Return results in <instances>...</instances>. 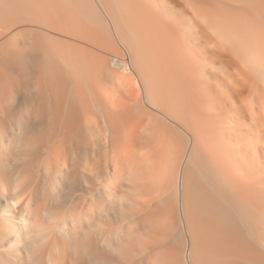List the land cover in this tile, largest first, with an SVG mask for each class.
Masks as SVG:
<instances>
[{"label":"bare ground","instance_id":"1","mask_svg":"<svg viewBox=\"0 0 264 264\" xmlns=\"http://www.w3.org/2000/svg\"><path fill=\"white\" fill-rule=\"evenodd\" d=\"M80 1L0 0V264H254L264 0Z\"/></svg>","mask_w":264,"mask_h":264},{"label":"rangeland","instance_id":"2","mask_svg":"<svg viewBox=\"0 0 264 264\" xmlns=\"http://www.w3.org/2000/svg\"><path fill=\"white\" fill-rule=\"evenodd\" d=\"M93 1H94V0H93ZM106 1H107V0H106ZM108 1H109V0H108ZM96 2H97V3H96ZM100 2H102V0L99 1V2H98V0H95V4H97V5L101 8V9H100V8L98 7V8L101 10V13H102L103 11L106 13V12H107V11H106L107 9L105 8L104 5L101 6L102 4H101ZM77 3H78V2H77ZM79 3H81L80 0H79ZM79 3H78V5H79ZM98 3H99L100 5H99ZM78 5H77V6H78ZM80 5H81V4H80ZM97 5H96V7H97ZM77 6H76V7H77ZM82 6H83V5H82ZM77 8H78V7H77ZM77 8H76V9H77ZM102 8H104L105 10H103ZM78 9H79V8H78ZM78 9H77V10H78ZM81 9H82V7H81ZM104 12H103L102 14H105ZM81 13H82V12H81ZM75 14H76V13H75ZM79 14H80V13H78V17H79ZM82 14H83V13H82ZM82 16H84V15H82ZM105 16H106V19L108 20L107 14H105ZM76 17H77V15L75 16V18H76ZM78 17H77L76 19H78ZM82 18L84 19V17H82ZM83 19H80V20H83ZM77 21L79 22V20H77ZM81 22H82V21H81ZM81 22H79V23H81ZM79 23H78V24H79ZM89 23H90V24H89ZM3 24H5V23H3ZM3 24L1 23V25H0V29H1V27H4ZM91 24H92V22L86 21V19H84V21L82 22V24H79L78 26H79V28L82 27L81 29H83V27H84V28L87 27V30H88V31H87L86 29H85V31H87V33L90 31V32H89V36L91 35V34H90L91 32H92V34H93V32L96 33V31H99V33L102 32V31L98 30V28H97V30H95V28H96L97 26H95V25H91ZM86 25H91L90 27H92V28H88V26H86ZM40 26H41V27H40ZM32 27H33V26H32ZM32 27H31V28H32ZM44 27H45L44 25L39 24V28H41V29H40L41 31H42V29H44V30H43L44 32H45V30H46L45 34L47 35V37H48L49 35L51 36V34H53V36L55 35V36H57V38H60V37H61V39H62V37L65 36V35H59V34H64V33H63V31H59V33H58V30H59V29H58L57 27L55 28V26H54V28H55V30H56L57 32L54 30L53 26H50L49 28H47V27H48V25H47L45 28H44ZM34 28H35V26H34ZM36 28H38V26H37ZM51 28H52L55 32H54ZM77 29H78V28H77ZM89 29H90V30H89ZM93 29H94L95 31H91V30H93ZM79 30H80V29H79ZM50 31H51V32H50ZM77 32H78V31H77ZM81 32H82V31H81ZM49 33H50V34H49ZM99 33H98V34H99ZM96 34H97V33H96ZM100 34H102V33H100ZM94 35H95V34H94ZM94 35H93V36L91 35L92 37L90 36V38H88L89 40H86V42H85V41L82 40V36H81L80 33H79V35L76 36V37H79V38H77V39H76V38H72V41H74V39H75V41H76L79 45H80V44H81V45L83 44V45H85V46H83V45H82V46H83V47H86V48H87V46H88V47H89V48H87L88 51H89L90 47H91V51L95 50V51L92 52V53H94V54H92L93 56L91 55V53H90L89 55L87 54L88 52L85 53L87 57L91 56V57H89V59H90V58H91V59H92V58L94 59V57H95L94 55H95V54L99 57V59L101 58L102 53H103V55L106 53L105 56H107L108 53H109V55H110V52H109V51H111V50H109L108 48H106V49H107V50H106V49L102 46V43H101V47H102V48H100V47L98 46V44H100V43L97 44L98 48H97L96 45H94V46L92 45V43L96 44L94 41H96L95 39H97V38H93ZM55 36H54V37H55ZM97 36H98V35H97ZM98 37H100V36H98ZM22 38H23V39H22ZM24 38H26V37H21V38H19V40H21V42H23L24 40L27 39V38H26V39H24ZM51 38L53 39V37H51ZM55 38H56V37H55ZM55 38H54V39H55ZM63 38H68V37H63ZM80 38H81V39H80ZM47 39H50V37L47 38ZM69 39L71 40V38H69ZM83 39L85 40V39H87V38L84 37ZM90 39H92L93 42H91ZM100 39H101V38H99L98 42H101ZM80 40H81V41H80ZM50 41H52V40H50ZM75 41H74V42H75ZM82 42H83V43H82ZM117 42L119 43V40H118ZM77 43H75V44H77ZM90 43H91V44H90ZM118 46H119V45H118ZM119 47H120V46H119ZM86 48H85V49H86ZM103 48H104L105 50H104ZM96 49H97V50H96ZM99 49H100V50H99ZM103 50H104V51H103ZM97 51H98V52H97ZM100 51H101V52H100ZM102 51H103V52H102ZM76 52H77V51H76ZM76 52H75V54H77ZM89 52H90V51H89ZM95 52H96V53H95ZM99 52H100V54H101L100 56H99V54H97V53H99ZM111 52H113V51H111ZM85 54H84V55H85ZM77 55H78V54H77ZM103 55H102V56H103ZM79 56H80V55H79ZM97 56H96L95 58H97ZM84 57H85V56H84ZM95 60H96V59H95ZM94 78H95V77H93V79H94ZM85 79L88 80V78H85ZM85 79H83L82 81H84ZM96 79H97V78H95V80H96ZM87 80H85V81H87ZM90 80H91V79H90ZM90 80H89L88 82H91V81L94 82V81H95V80H91V81H90ZM79 81H81V79H80ZM82 81H81V82H82ZM85 81H84V82H85ZM95 82H98V81L96 80ZM34 91H35V90H34ZM97 91H98V90H97ZM25 93H26V92L22 93L21 96L24 95ZM28 93H29V92H28ZM96 93H97V92H96ZM26 94H27V93H26ZM95 95L98 97L97 94H95ZM3 96H4V95H3ZM99 96L101 97L100 94H99ZM1 98H2V97H1ZM1 98H0V99H1ZM2 99L5 100V101H7V100L4 99V98H2ZM5 101H4V103H2V105H1V103H0V105H1V106H4V107H6V106L8 107V106H9L10 108H15V107H16V106H15V103H16V104L18 103L17 107H19V106H20V107H23L24 105L27 106V107H30V105H31V107H32V105L34 106V103H29V104H28V102H23V103H22V102H14V101H10V100H8V102H9V101H10V102H9V103L7 102V103H8V104H7V103H5ZM1 102H3V101L1 100ZM13 103H14V105H12ZM21 103H22V104H21ZM4 104H5V105H4ZM19 104H21V105H19ZM79 104H80V103H79ZM79 104H78V105H79ZM95 104H96V105H95ZM95 104L93 103V105H92L93 109H92L91 105L88 104V105L91 107V109H90V107H88V109H89V110H87L88 113H87V111H84V113H86V114H85V116L82 115V116H84L85 118H84V117H83V118L81 117V118H82V120H83L84 122H85V121L87 122V119H86V118H88V117L91 116L89 112H93V114H92V113H91V114L94 115V116H91V118H88V119L91 120L92 118H94V121L91 120L92 123H98V124L101 125V123H103V122L106 120V119L104 120V117H103L102 115L106 112L105 110H107V109H105V108H106L107 106H106L105 104H102V105H99V104H97V103H95ZM35 105H36V104H35ZM82 105H83V104H82ZM82 105L80 104V106H82ZM88 105H87V106H88ZM94 105H95V106H94ZM97 105H98V107H97ZM12 106H15V107H12ZM25 106H24L23 108H25ZM101 106H102V107H101ZM105 106H106V107H105ZM122 106H124V105H121L120 107L123 108ZM96 107H97V108H96ZM99 107H100L101 109H100ZM23 108H22V109H23ZM125 108H126V106H125ZM132 108H133V106H132L131 108L129 107V108L127 109L128 111H127V110H125V111L123 110V111H124L125 113L128 112V114H129L130 111H131V112H135V111H133L135 108H133V109H132ZM103 109H105V110H104L105 112L102 111ZM130 109H131V110H130ZM150 109H153V111H156L154 108H150ZM98 110H99L100 112H102V113H99ZM24 111H25V109H24ZM96 112H97V113L99 114V116H101V117H98V115L96 116V115H95V114H97ZM131 112H130V113H131ZM94 113H95V114H94ZM87 114H89L90 116H87V117H86ZM130 115H131V114H130ZM133 115H135V114L132 113V116H133ZM132 116H131V117H132ZM96 117L100 118L101 120H100V119L98 120V118H97V121H98V122H97V121H96ZM131 117H130V118H131ZM135 117L138 118L139 115H136ZM140 118H143V117L140 116ZM7 119H8V118H7ZM7 119H6V120H7ZM84 119H85V120H84ZM102 119H103V121H102ZM131 119H132V118H131ZM12 120H13V119H12ZM12 120L10 119V122H11ZM90 120H88V122H91ZM132 120H133V119H132ZM135 120H137L136 118L134 119V122H137V121H135ZM143 120H144V119H143ZM4 121H5V120H4ZM79 121L81 122L80 119H79ZM139 121H140V119H139ZM5 122H9V121L7 120V121H5ZM12 122H13V121H12ZM99 122H100V123H99ZM144 122H145V120H144ZM145 123H146V122H145ZM98 124H97V125H98ZM100 125H98V126H100ZM98 126H97V127H98ZM256 169H257V168H256ZM256 169H255V170H256ZM256 171H257V170H256ZM256 171H255V172H256ZM254 185H255V184H254ZM255 186H257V184H256ZM255 188H256V187H255ZM257 188L259 189V186H258ZM253 190H254V189H253ZM255 190H256V189H255ZM256 191H257V190H256ZM256 191H255V194H256V195H255V194H254L255 196L253 195L252 201H253L254 205H255V203H256L255 206L257 207L256 209H258V207H259L261 204L263 205V202H262L263 199H261V198H262L261 195H259L258 193H256ZM257 192H258V191H257ZM255 199H256V201H255ZM259 202H260V203H259ZM257 203L259 204V206H258ZM256 219L259 221L258 217H257ZM257 220H256V221H257ZM256 221H255L254 224H255L256 227H258L259 225H257V222H256ZM259 223H260V221H259ZM259 223H258V224H259ZM262 230H264V229H262ZM262 230H259V231H261V232H259V231L257 230L258 233H256V234H259V233H260L261 235H263L264 233H262V232H264V231H262ZM257 231H256V232H257ZM202 233H204V232H202ZM209 234H210V233H209ZM216 234L219 235V234H222V233H216ZM260 234H259V235H260ZM204 235H206V234H204ZM212 235H213V234H212ZM212 235H211V237H212ZM214 235H215V234H214ZM218 235H215V236H218ZM207 236H208V235H207ZM209 236H210V235H209ZM221 236L224 237L223 235H221ZM257 236H258V235H257ZM203 237H204V236H203ZM205 237H206V236H205ZM211 237H210V239H211ZM219 237H220V235H219ZM206 238H207V237H206ZM206 238H202V239L204 240V239H206ZM208 238H209V237H208ZM217 238H218V237H217ZM210 239H209V242H210L211 240H212V241H217L219 238H218L217 240H215V238H213L214 240H213V239L210 240ZM220 239H221V237H220ZM220 239H219V240H220ZM223 239H224V238H223ZM223 239L221 240L222 242L220 241V242L222 243V245H223V242H224ZM206 240H207V241H206ZM206 240H205L206 243H205L204 241L201 240V241L203 242L201 247H203V244H204V243L207 244L208 239H206ZM253 240H254V241H253V244H254V246H256L255 244H258V240H257V239H253ZM209 242H208L209 245L207 244L208 246H210V243H211V242H210V243H209ZM218 242H219V241H218ZM220 242H219V243H220ZM256 242H257V243H256ZM214 243H216V242H214ZM214 243L211 244V245L214 246V245L217 244V243H216V244H214ZM221 243H220L219 245L217 244L216 247H218V248H216V247L214 246V248H216V250L218 249V252H220V251L223 249V247H224V246H221ZM205 244H204V248H206ZM258 245H259V244H258ZM258 245H257V246H258ZM219 246H221V247H219ZM254 246H253V247H254ZM258 247H260V245H259ZM209 248H210V247H209ZM214 248L212 247L213 251H214ZM219 248H220V249L222 248V249L220 250ZM225 248H226V245H225V247H224V250H226ZM261 248H262V247H260V248H256V247H255V249L253 250L254 252L256 251L255 254H254V252H253V254H254L255 257L252 255V256H253V259H254V264H259L262 260H264V259H263V257H264V255H263L264 252H260ZM202 249H203V248H202ZM207 249H208V247H207ZM212 249H210V250H212ZM256 249H257V250H256ZM259 249H260V250H259ZM262 249H263V248H262ZM216 250H215V251H216ZM224 250H223V251H224ZM258 250H259V253H263V254H261V256L263 255L262 258H260V259H262V260H258V259H259L258 257H260V256H256V254L258 253ZM261 251H262V250H261ZM263 251H264V249H263ZM221 253H222V252H220V254H221ZM223 253H224V252H223ZM223 253H222V254H223ZM259 253H258V254H259ZM222 254H221V255H222ZM223 255H225V253H224ZM259 255H260V254H259ZM223 257H225V256H223ZM207 259H208V258H207ZM219 259H220V258H219ZM223 259H224V258H223ZM255 259H257L258 261L255 260ZM204 260H206V256H205V259H204ZM210 261H211V260H210ZM217 261H218V260H217ZM219 261H220V260H219ZM219 261H218V262H219ZM221 261H222V260H221ZM259 261H260V262H259ZM208 262H209V260H208ZM208 262L205 261L206 264H208ZM224 262H225V260H224ZM263 262H264V261H263ZM209 263L211 264L212 262H209ZM215 263H216V261L214 262V264H215ZM219 263L221 264L222 262H219ZM261 263H262V262H261ZM216 264H218V263H216ZM222 264H223V263H222ZM224 264H226V263H224ZM263 264H264V263H263Z\"/></svg>","mask_w":264,"mask_h":264}]
</instances>
